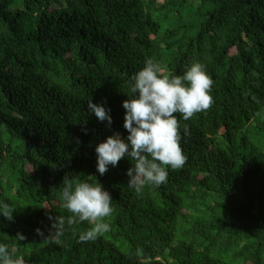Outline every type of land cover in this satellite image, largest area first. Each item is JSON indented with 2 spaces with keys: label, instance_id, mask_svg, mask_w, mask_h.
I'll use <instances>...</instances> for the list:
<instances>
[{
  "label": "trees",
  "instance_id": "trees-1",
  "mask_svg": "<svg viewBox=\"0 0 264 264\" xmlns=\"http://www.w3.org/2000/svg\"><path fill=\"white\" fill-rule=\"evenodd\" d=\"M148 59L168 75L201 63L213 103L175 114L186 163L137 193L135 161L101 176L95 146L127 136L121 102ZM65 180L110 194L93 241L78 240L89 222L67 224ZM0 200L15 209L0 242L20 264H264V0H0Z\"/></svg>",
  "mask_w": 264,
  "mask_h": 264
},
{
  "label": "clouds",
  "instance_id": "clouds-1",
  "mask_svg": "<svg viewBox=\"0 0 264 264\" xmlns=\"http://www.w3.org/2000/svg\"><path fill=\"white\" fill-rule=\"evenodd\" d=\"M213 80L199 62H192L183 75L162 74L161 65L148 59L143 68L130 80L128 99L121 102L124 111L123 128L128 133L107 136L95 146L96 171L102 176L109 166L115 167L122 158L135 163L126 171L127 186L140 193L145 186L159 187L166 183L168 168L180 169L187 157L180 147V123L175 114L184 121L196 113L207 110L213 103L210 95ZM88 110L98 121L111 125L110 110L101 104L88 101ZM185 133L187 128H184ZM108 191L99 183L87 181L72 183L64 181L60 193V207L71 213L67 224L89 222L91 227L79 235L81 243L93 241L109 230L104 222L113 211ZM15 209L0 200V216L13 219ZM52 220V217H49ZM37 234L42 235L40 229ZM65 218H55L47 238L59 243L64 235ZM17 241L25 237L17 233ZM0 264H20L12 258L8 246L0 242Z\"/></svg>",
  "mask_w": 264,
  "mask_h": 264
}]
</instances>
